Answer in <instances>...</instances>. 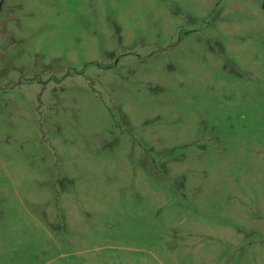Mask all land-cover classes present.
<instances>
[{"label":"rangeland","instance_id":"374dc122","mask_svg":"<svg viewBox=\"0 0 264 264\" xmlns=\"http://www.w3.org/2000/svg\"><path fill=\"white\" fill-rule=\"evenodd\" d=\"M0 264H264V0H0Z\"/></svg>","mask_w":264,"mask_h":264}]
</instances>
